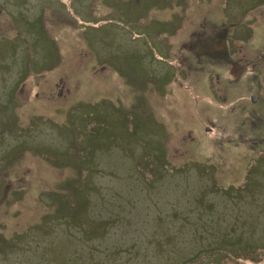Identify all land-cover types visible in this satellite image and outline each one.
Segmentation results:
<instances>
[{"label":"rangeland","instance_id":"rangeland-1","mask_svg":"<svg viewBox=\"0 0 264 264\" xmlns=\"http://www.w3.org/2000/svg\"><path fill=\"white\" fill-rule=\"evenodd\" d=\"M0 264H264V0H0Z\"/></svg>","mask_w":264,"mask_h":264},{"label":"trees","instance_id":"trees-1","mask_svg":"<svg viewBox=\"0 0 264 264\" xmlns=\"http://www.w3.org/2000/svg\"><path fill=\"white\" fill-rule=\"evenodd\" d=\"M152 1H154V0H152ZM139 2H140V0H139ZM127 16H128V17H131V19H132V18L134 19V15H127ZM133 19H132V21H134Z\"/></svg>","mask_w":264,"mask_h":264}]
</instances>
